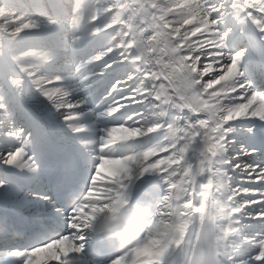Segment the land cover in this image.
I'll list each match as a JSON object with an SVG mask.
<instances>
[{
	"label": "snow or ice",
	"instance_id": "obj_1",
	"mask_svg": "<svg viewBox=\"0 0 264 264\" xmlns=\"http://www.w3.org/2000/svg\"><path fill=\"white\" fill-rule=\"evenodd\" d=\"M53 262L264 264V0H0V264Z\"/></svg>",
	"mask_w": 264,
	"mask_h": 264
},
{
	"label": "clouds",
	"instance_id": "obj_2",
	"mask_svg": "<svg viewBox=\"0 0 264 264\" xmlns=\"http://www.w3.org/2000/svg\"><path fill=\"white\" fill-rule=\"evenodd\" d=\"M151 214L148 203H127L115 206L112 212L98 215L91 228L98 237L114 241L121 247L136 243Z\"/></svg>",
	"mask_w": 264,
	"mask_h": 264
},
{
	"label": "bare ground",
	"instance_id": "obj_3",
	"mask_svg": "<svg viewBox=\"0 0 264 264\" xmlns=\"http://www.w3.org/2000/svg\"><path fill=\"white\" fill-rule=\"evenodd\" d=\"M46 3H47V0H45V4H46ZM185 27H189V26H185ZM181 30H184V29L182 28ZM109 31H111V30H109ZM97 151H98V149H97ZM161 155L163 156V155H167V154H166V153H162ZM245 160H246L247 162H251V160H250L249 158H245ZM154 180H155L154 177H152V178H148V177H146V178H145V181H147V183H145L144 181H142L140 184H137V185L133 186L132 189L130 190V193H129V201H130V199L133 197V195L136 194V193L139 192V191H142V193L145 194V192L147 191L148 187L151 185V183L154 182ZM141 185H143V186H141ZM244 186H249V185L245 183ZM149 202H150V201H149V199H148V203H149ZM70 231H71V230H70V229H67V225L65 224V226H64V232H63V233H64V234H67V233L70 232ZM53 264H54V262H53Z\"/></svg>",
	"mask_w": 264,
	"mask_h": 264
},
{
	"label": "rangeland",
	"instance_id": "obj_4",
	"mask_svg": "<svg viewBox=\"0 0 264 264\" xmlns=\"http://www.w3.org/2000/svg\"><path fill=\"white\" fill-rule=\"evenodd\" d=\"M181 31H183V30H181ZM190 39H191L192 41H195V40H197V37H191ZM205 79H207V77H206Z\"/></svg>",
	"mask_w": 264,
	"mask_h": 264
}]
</instances>
